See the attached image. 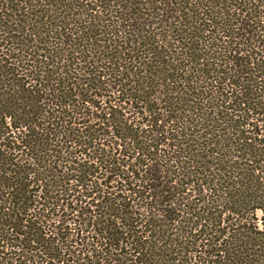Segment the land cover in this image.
<instances>
[{"label":"trees","instance_id":"obj_1","mask_svg":"<svg viewBox=\"0 0 264 264\" xmlns=\"http://www.w3.org/2000/svg\"><path fill=\"white\" fill-rule=\"evenodd\" d=\"M0 264H264V0H0Z\"/></svg>","mask_w":264,"mask_h":264},{"label":"rangeland","instance_id":"obj_2","mask_svg":"<svg viewBox=\"0 0 264 264\" xmlns=\"http://www.w3.org/2000/svg\"><path fill=\"white\" fill-rule=\"evenodd\" d=\"M260 215V214H259Z\"/></svg>","mask_w":264,"mask_h":264}]
</instances>
